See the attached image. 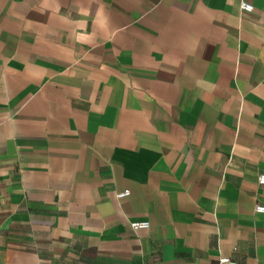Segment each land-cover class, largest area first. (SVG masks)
Listing matches in <instances>:
<instances>
[{
	"label": "crops",
	"instance_id": "obj_1",
	"mask_svg": "<svg viewBox=\"0 0 264 264\" xmlns=\"http://www.w3.org/2000/svg\"><path fill=\"white\" fill-rule=\"evenodd\" d=\"M247 1L0 0V264H264Z\"/></svg>",
	"mask_w": 264,
	"mask_h": 264
},
{
	"label": "built area",
	"instance_id": "obj_2",
	"mask_svg": "<svg viewBox=\"0 0 264 264\" xmlns=\"http://www.w3.org/2000/svg\"><path fill=\"white\" fill-rule=\"evenodd\" d=\"M241 8L243 11H251L253 8H254V5L247 1V0H242L241 2ZM258 182L259 184H262L264 185V172L263 173H260L259 176H258ZM129 193V190L126 189L124 191H121L118 193V196H125ZM256 210H259V211H262L264 210V205L262 204H257L256 205ZM131 225L134 229H137V228H141V227H148L149 226V221L148 220H134L131 222ZM220 262L221 263H225V262H229V263H234L230 257L228 256H221L220 257Z\"/></svg>",
	"mask_w": 264,
	"mask_h": 264
}]
</instances>
